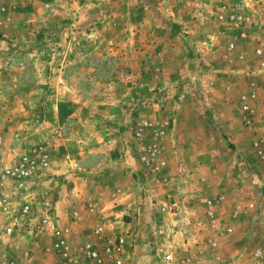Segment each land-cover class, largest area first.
<instances>
[{
    "label": "rangeland",
    "instance_id": "1",
    "mask_svg": "<svg viewBox=\"0 0 264 264\" xmlns=\"http://www.w3.org/2000/svg\"><path fill=\"white\" fill-rule=\"evenodd\" d=\"M24 159L14 264L118 233L124 264H264V0H0V163Z\"/></svg>",
    "mask_w": 264,
    "mask_h": 264
},
{
    "label": "built area",
    "instance_id": "2",
    "mask_svg": "<svg viewBox=\"0 0 264 264\" xmlns=\"http://www.w3.org/2000/svg\"><path fill=\"white\" fill-rule=\"evenodd\" d=\"M258 53L262 52L261 48L257 49ZM249 96L252 97L251 93L243 95L241 98L240 110L243 113V119L249 123L253 119V109L250 102ZM144 156L142 157L145 163L150 160L149 149L144 147ZM32 168L29 160L24 159L15 164H1L0 163V207H8V203L11 199H18L24 196L26 189L28 188V180L31 177ZM211 201L208 200V204ZM29 202H23L19 207L21 214H29L31 209ZM48 222L47 217H42L39 223L45 224ZM95 233L107 240L105 236L104 226L98 225L95 228ZM56 235H59L57 246H62L65 241L63 238V231H56ZM62 237V238H61ZM126 248V239L122 233H118L114 239H108L104 242L102 249L97 246L84 244L80 248L81 253L87 258L91 259L96 264H124L122 252ZM157 255H160L159 261L161 264H171L173 255L165 247H159L157 249ZM8 255H0V264H14L12 260L8 259ZM143 264H151L150 261L144 262Z\"/></svg>",
    "mask_w": 264,
    "mask_h": 264
}]
</instances>
